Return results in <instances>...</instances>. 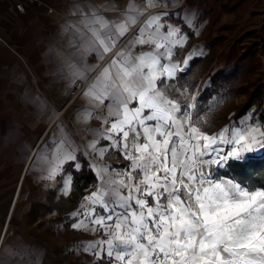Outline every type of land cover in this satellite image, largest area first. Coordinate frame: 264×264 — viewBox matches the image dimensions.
Here are the masks:
<instances>
[{
  "label": "snow or ice",
  "instance_id": "obj_1",
  "mask_svg": "<svg viewBox=\"0 0 264 264\" xmlns=\"http://www.w3.org/2000/svg\"><path fill=\"white\" fill-rule=\"evenodd\" d=\"M163 2L147 0V8ZM90 8L74 10L80 27H63L72 39L58 71L69 85L87 83L97 67L87 57L103 60L143 15L130 5L110 22ZM167 16H151L83 92L76 119L101 121L87 129L94 138L81 148L57 124L34 165L43 179L60 177L68 195L73 173L87 163L95 190L69 220L74 230L102 236L81 245L94 264H264V183L252 179L264 174L253 167L264 161V122L250 113L215 134L202 131L211 106L203 109L198 91L182 81L205 52L194 48L181 59L189 34ZM182 23L197 31L194 13ZM116 155L128 162L120 170L107 162Z\"/></svg>",
  "mask_w": 264,
  "mask_h": 264
},
{
  "label": "crops",
  "instance_id": "obj_2",
  "mask_svg": "<svg viewBox=\"0 0 264 264\" xmlns=\"http://www.w3.org/2000/svg\"><path fill=\"white\" fill-rule=\"evenodd\" d=\"M19 1L0 0V264H67L79 255L93 259L81 245L102 236L72 229L69 217L80 207L83 197L95 190L96 182L73 210L63 212V218L58 219L59 200L71 195L73 185L68 195L62 194L60 177L56 181L43 179L39 165H34L37 153L48 145L54 133L59 134L57 124L81 148L94 138L87 129L102 126L96 119L80 123L76 116L86 103L83 92L115 54L107 63L104 61L111 52L105 53L101 61L94 55L87 57V63L97 67L90 76L92 81L72 102L75 87L81 82L69 85L58 71L69 59L72 39L63 31L64 25L80 27L74 10L79 8L87 14L91 5L110 22L121 19L120 14L127 12L130 5L142 12L112 50L119 48L117 52L133 40L151 16L167 13L164 18L167 23L178 25L189 34L181 59L194 48L203 49L205 55L201 58L213 51L212 63L196 88L199 91L200 87L211 86V77L216 72L235 69L243 52L236 38L246 28L262 24L264 9L258 8L260 0H164L160 7L154 8H147V0H25V12L19 14L16 9ZM189 12L195 14V33L182 23ZM37 101L45 103L47 110L41 111ZM260 106L264 108V98ZM250 113L255 114V105L238 120ZM256 120L259 119L254 115L252 122ZM53 151L49 146V155ZM107 162L116 170L128 163L120 155ZM84 163L82 159V169ZM38 204L52 210L40 209L36 221L30 222L29 214L34 209L38 212ZM6 224L9 228L2 230ZM66 226L75 233L73 236L67 234Z\"/></svg>",
  "mask_w": 264,
  "mask_h": 264
},
{
  "label": "trees",
  "instance_id": "obj_3",
  "mask_svg": "<svg viewBox=\"0 0 264 264\" xmlns=\"http://www.w3.org/2000/svg\"><path fill=\"white\" fill-rule=\"evenodd\" d=\"M249 0H245L248 2ZM260 10L264 9V0L258 3ZM257 15V13H253ZM236 43L242 44L243 52L235 69L231 72L218 71L211 77V86L199 88L198 99L203 109L211 106V111L205 113L206 123L201 125L202 131L215 133L223 127L230 125L244 116L255 104L261 103L264 98V20L258 27H248L236 38ZM213 60V51L206 57L197 59L191 64V70L184 77L190 90L195 92L202 77L208 71ZM264 122V115L261 116ZM264 166V161H257L253 167ZM241 175H244L241 172ZM260 183H264V174L252 177ZM96 180L86 163L79 172L73 173V190L68 198L59 200V217L63 212L73 210L81 198L92 188ZM38 212L34 209L29 214V221L33 222L40 214V209L51 211V207L38 204ZM40 224L39 226H42ZM67 234L73 236L75 233L65 227ZM51 233L52 230H49ZM70 264H94L89 255H79L70 259Z\"/></svg>",
  "mask_w": 264,
  "mask_h": 264
},
{
  "label": "built area",
  "instance_id": "obj_4",
  "mask_svg": "<svg viewBox=\"0 0 264 264\" xmlns=\"http://www.w3.org/2000/svg\"><path fill=\"white\" fill-rule=\"evenodd\" d=\"M16 9H17L19 14H23L25 12V0H20L16 5ZM118 49L119 48H117L116 50H114L110 54H108L104 63L109 62L111 60L112 56L117 52ZM92 78H93V76L88 79L87 83L81 82V83L76 85L71 102L86 88V86L92 81ZM67 107L68 106H66L62 111H65V109Z\"/></svg>",
  "mask_w": 264,
  "mask_h": 264
},
{
  "label": "rangeland",
  "instance_id": "obj_5",
  "mask_svg": "<svg viewBox=\"0 0 264 264\" xmlns=\"http://www.w3.org/2000/svg\"><path fill=\"white\" fill-rule=\"evenodd\" d=\"M255 115L257 116V119H259L260 121H261V116H263L264 115V108H262L261 106H260V103H257V104H255ZM262 122V121H261ZM40 214H41V212H40ZM7 228H9L8 226H7V224L3 227V228H1L2 230L4 229H7ZM11 229V228H10ZM0 233H1V231H0ZM6 240H7V238H6ZM70 262H71V260H70ZM70 262H67V264H69Z\"/></svg>",
  "mask_w": 264,
  "mask_h": 264
}]
</instances>
